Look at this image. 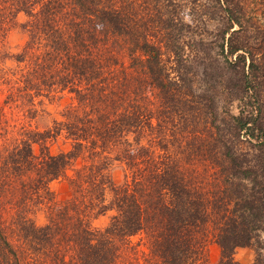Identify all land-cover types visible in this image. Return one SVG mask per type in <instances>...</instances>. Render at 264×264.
Here are the masks:
<instances>
[{
    "label": "trees",
    "instance_id": "16d2710c",
    "mask_svg": "<svg viewBox=\"0 0 264 264\" xmlns=\"http://www.w3.org/2000/svg\"><path fill=\"white\" fill-rule=\"evenodd\" d=\"M18 13L20 99L76 102L0 149V188L25 190L17 234L0 220V264H207L209 243L214 264H241L264 231V0H0V41ZM61 136L69 148L50 153ZM60 178L72 193L56 208Z\"/></svg>",
    "mask_w": 264,
    "mask_h": 264
},
{
    "label": "rangeland",
    "instance_id": "374dc122",
    "mask_svg": "<svg viewBox=\"0 0 264 264\" xmlns=\"http://www.w3.org/2000/svg\"><path fill=\"white\" fill-rule=\"evenodd\" d=\"M189 13L188 8L183 7L180 15L185 21H189ZM25 21L26 17L22 13H18L7 24V30L4 31V35L0 41V149L3 146L22 139L25 131H43L50 128L53 121L63 119L62 116L67 105L71 102H76L70 98L71 94L68 93L61 99H57L56 96H49L48 98L26 97L24 100L20 99L21 96L18 93L19 83L16 82L19 73L15 72L26 64L24 62L19 63L15 57L22 53V48L28 40V34L22 27ZM124 63L128 65L130 60L125 57ZM14 79L17 84L12 83ZM46 145L52 154L65 151L69 148V143L62 136L53 141H48ZM33 147L35 151H38L40 144L35 143ZM124 171L125 168L122 162L118 160L111 161L108 174L112 184L119 185L122 183ZM3 187L2 185L0 188V220L11 225V218L16 213L25 190L21 189V191L19 189L21 192L20 196V192L17 191L12 194L6 193ZM49 188L53 192V203L56 204V208H59L72 193L69 184L63 178L51 181ZM111 196L112 190L108 186L105 188L106 201H109ZM111 213L112 211H107L94 218L92 226L95 228L104 227L108 223ZM30 217L37 226L45 224L48 218L47 205L33 203ZM10 227L14 231L16 230L14 226L11 225ZM15 233L17 234L16 231ZM10 240L12 243H20L18 237H15L13 233L10 236ZM259 243L264 244V231L260 232L249 246L237 248L233 255L235 260L241 264H250L256 256ZM262 253H264V250H262ZM206 256L207 264L216 263L220 257L219 247L215 243H209L207 245Z\"/></svg>",
    "mask_w": 264,
    "mask_h": 264
}]
</instances>
